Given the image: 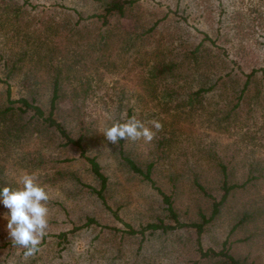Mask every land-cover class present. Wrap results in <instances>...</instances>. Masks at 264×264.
<instances>
[{
    "label": "rangeland",
    "instance_id": "1",
    "mask_svg": "<svg viewBox=\"0 0 264 264\" xmlns=\"http://www.w3.org/2000/svg\"><path fill=\"white\" fill-rule=\"evenodd\" d=\"M13 6H21L24 21L15 18ZM75 7L84 16L92 9L85 0H0V102L25 96L47 110L52 74L61 68L69 131L82 136L84 154L107 176L102 197L90 162L56 130L42 125L19 137L0 133L2 184L15 188L24 172H36L51 197L38 263L217 264L220 255L201 250L224 247L249 264H264V0H136L131 16L109 19L114 31L103 46L87 31L64 36L44 30L47 19L73 26ZM32 40L39 44L28 49ZM197 44L196 66L189 50ZM20 45L27 49L24 59L10 73ZM155 58L175 60L178 78L154 75ZM252 67L257 70L240 95ZM223 74L234 78L220 81ZM213 82L199 103L185 98L174 106L184 90ZM176 87L180 93L169 98ZM132 115L158 119L163 129L151 142H108L103 130ZM121 149L140 164L153 161V182L127 166ZM223 178L239 185L200 235L192 226L126 231L159 219L175 222L159 189L170 195L180 220L200 221L221 197ZM6 213L0 203V264H12L22 250L9 237ZM87 216L99 224L69 234L61 249L53 234Z\"/></svg>",
    "mask_w": 264,
    "mask_h": 264
},
{
    "label": "trees",
    "instance_id": "2",
    "mask_svg": "<svg viewBox=\"0 0 264 264\" xmlns=\"http://www.w3.org/2000/svg\"><path fill=\"white\" fill-rule=\"evenodd\" d=\"M85 1L88 2L89 5H92L91 12H88L84 16L83 10L75 7L74 10L77 14V19L73 23V26H68L64 22L54 23V21H50L49 19H47L43 24L44 30L58 34L63 33L64 36H66L68 32H72L74 34H78L79 36H82V33L84 31H87V34L88 32L93 34L92 39L95 45L97 44V46L100 45L103 46L106 45L105 42L107 41V39L110 38V36L113 34L114 31V29L110 26L109 19L112 16H117V17L131 16L132 7L136 2V0H85ZM15 7L16 6H13L11 8L13 15L15 16V18L24 21L22 18L23 12L21 10V6H18L17 8ZM98 21H100V24H97ZM27 25L28 22L25 23V26ZM149 29L150 28L145 29L144 31H142V33H144ZM29 36L31 37V35ZM26 41L27 43H29L28 39H26ZM33 42L34 40L30 42L32 44L30 45V47H28V49L29 48L32 49L31 47H36L35 45L39 44L37 42L34 45ZM26 50L27 49L21 45L18 50H15L16 59L12 61L11 64L12 67L9 69L10 73H13L19 69V67L21 66L20 62L22 61V59H24L23 57L25 56ZM189 53H190V57L197 66L199 61L198 59L200 58L199 45L197 44L192 49H190ZM151 65H152L151 70L154 71V75H156L158 78H164L173 81L172 79H176L179 76L180 66L173 59L166 60L165 58H155ZM256 70L257 68L252 67L249 72L245 73V80L240 90V95L243 93L250 75L254 74ZM218 77L220 78V81L223 82H225L226 79L234 78V76L230 74L228 75L223 74L221 76L219 75ZM61 80H62L61 68L54 69L51 80L49 106L47 110H45V108H43L41 104L35 102V98L29 100L25 96H20L18 98H10L8 96L7 102H0V133L4 134L6 131L13 133L15 137H19L23 134L25 130H35L43 125L45 128L56 130L61 137L66 139L65 142L67 144L68 143L76 144L81 149V153L85 155L81 143L82 136L78 135L77 137H75L70 133L69 130L72 129L71 126H68L67 124L68 115L63 113V107L61 105L62 103ZM214 86L215 84L213 82V83H209L207 86L200 84L197 88L193 90H191V88H188L187 90L181 92L183 95L181 100L178 96L174 97V100L176 101L174 106L182 105V100L185 98H187V101H189L188 103H190V105H192L194 102L199 103L201 98H203L204 95L206 94V92L213 89ZM167 93H168L167 96L170 98L173 94L175 93L178 94L180 92H178L176 87L173 88V91L169 90ZM7 94L9 95V92H7ZM230 111L231 110L227 111V115L230 114L229 113ZM28 113H30L29 117L28 119H25L24 115ZM11 130H15V132H11ZM0 139L3 140V138ZM120 153L122 154L121 156L124 162L132 171L144 176L146 179L151 180L153 182L151 177L153 161H147L144 164H140L137 159H135L131 155L126 154L122 149L120 150ZM85 157L90 162V168L92 170L93 175H95L100 182V188L97 189L96 192L103 197L102 190L106 186L107 176L102 172L101 166L94 156L85 155ZM197 185L200 189L204 190V186L201 183L197 182ZM238 185L239 184L236 182L227 183L226 178H223L222 180L223 192L221 194V197L218 200L215 199L213 201L211 213L209 216H205V214H201L200 221L180 220L177 212L174 210L172 206L170 195L166 194L165 192H163L161 189L158 188L159 191L162 193L163 200L167 203V210L169 212V215L172 217V219L175 222L169 223V222H164L162 219H159L158 221L155 222H148L146 225L141 226V228L139 229H135L134 227L130 226V224H127L130 226V228H128V230L126 231L128 233L140 232L141 234H144L145 229H150V231L152 232L156 229H161L163 231H166L169 229H175L183 226H192L196 229L197 235H200L204 229V224L207 221H209L219 211L220 205L227 198L229 191ZM5 186L7 185L4 183L2 184V181L0 180V188H3ZM93 223L99 224V221L93 216H87L86 220L82 224L75 225L67 230H61L53 235H55V237L57 238L56 241L57 244L63 243L61 245V249H65L70 241L69 234H73L75 233L76 230L82 228L83 226L90 225ZM113 228H117V227L113 226ZM43 241L44 238L41 244L43 243ZM201 251H202L201 254L205 256L213 257L220 255L222 258L216 260L217 264H249L244 259L234 256L224 247L220 249H214L212 247H209ZM24 252L25 249L22 248L20 252L15 253L12 264H39L38 260L39 258H42V255L39 252L31 257H25ZM47 264H56V263L52 262Z\"/></svg>",
    "mask_w": 264,
    "mask_h": 264
},
{
    "label": "clouds",
    "instance_id": "3",
    "mask_svg": "<svg viewBox=\"0 0 264 264\" xmlns=\"http://www.w3.org/2000/svg\"><path fill=\"white\" fill-rule=\"evenodd\" d=\"M131 103H135L133 100ZM163 124L158 119L143 121L136 115L115 121L102 134L112 144L125 141L151 142L162 131ZM18 186L0 188V203L9 210L5 214L7 231L12 243L25 249V257L34 256L49 226L50 194L36 172H24L17 181Z\"/></svg>",
    "mask_w": 264,
    "mask_h": 264
}]
</instances>
